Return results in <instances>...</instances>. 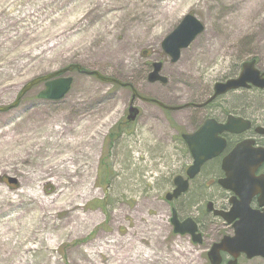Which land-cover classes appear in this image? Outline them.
Returning <instances> with one entry per match:
<instances>
[{"label": "rangeland", "instance_id": "rangeland-1", "mask_svg": "<svg viewBox=\"0 0 264 264\" xmlns=\"http://www.w3.org/2000/svg\"><path fill=\"white\" fill-rule=\"evenodd\" d=\"M186 14L204 30L171 64L161 41ZM249 59L264 69V0H0V107L30 79L75 64L174 105ZM155 60L164 64L165 85L147 80ZM65 75L73 82L62 99L39 98L42 82L0 111V230L19 229L12 242L0 236V264H111L98 242L116 238L118 255L145 249L140 263L121 264H209L213 238L193 244L169 222L166 176L178 167L164 166V135L174 133L164 111L137 102L141 113L126 127L127 89L77 69ZM69 156L83 169L55 185L47 170ZM85 186L90 193L70 208L67 199ZM24 190L34 199L18 198ZM38 197L57 201L43 207ZM32 214L35 222L21 229Z\"/></svg>", "mask_w": 264, "mask_h": 264}, {"label": "flooded vegetation", "instance_id": "flooded-vegetation-1", "mask_svg": "<svg viewBox=\"0 0 264 264\" xmlns=\"http://www.w3.org/2000/svg\"><path fill=\"white\" fill-rule=\"evenodd\" d=\"M164 57L171 62L166 53ZM155 61L162 64V72L163 62ZM153 63L150 64V71L153 70ZM255 68L264 74L257 60ZM240 70L241 67L235 73L209 83L203 93L189 96L188 100L174 105L143 95L129 83L117 85L112 82L130 92L128 115L123 121L126 127L133 126L141 113L137 102L157 105L164 111L162 121L174 132L169 137H166L167 133L164 135V166L168 170L178 167V171L166 176L168 190L164 200L171 212L169 222L174 212L180 223L186 219L194 221L200 242L194 243L191 234L186 233L193 244H203L205 238H213L206 251L209 264L211 260L208 252L225 238L238 239L243 235H249L250 239L264 238V85L246 82L245 86L223 93L215 94L214 90L216 83L238 77ZM153 100L160 101L163 106ZM131 106L137 111L134 120L129 119ZM186 137L191 138L188 141ZM195 155L204 160L199 170L189 176L188 171L196 160ZM178 185L186 189L173 196ZM217 211L229 212V222L221 214H216ZM171 225L173 231L174 224L171 222ZM219 254V264H240L242 260H256L264 264L261 255L249 258L241 251L236 253L238 255L235 258L227 249H220Z\"/></svg>", "mask_w": 264, "mask_h": 264}, {"label": "water", "instance_id": "water-1", "mask_svg": "<svg viewBox=\"0 0 264 264\" xmlns=\"http://www.w3.org/2000/svg\"><path fill=\"white\" fill-rule=\"evenodd\" d=\"M203 24L198 20V18H195L192 14H186L184 16V19L173 29L172 32H170L168 35L164 37L162 40L161 48L164 53H166L170 58L171 62L175 63L179 56H180V50L187 48L194 39L203 31ZM153 70L148 73V81L150 83H155L156 81H159L163 84L166 83L167 77L162 76L160 74L162 64L160 62H154L153 64ZM82 70L80 68L79 64L70 65L65 67L64 69L52 72L51 74L41 75V77H35L33 79H30L28 83H26L20 90L19 95L16 98V100L10 104L7 107H0V111H7L10 108L18 106L21 97L26 94L27 91L31 89L34 85H37L39 83H42V81H45V88L42 90V92L39 94V98H44L46 100L54 101L62 99L65 94L70 89V86L73 82L72 78L70 76H64L61 77L60 75L64 74L65 72L72 71L74 69ZM89 75L95 76L97 79H100L104 82H113L116 84L121 85V82L115 78L104 76L99 71H87L86 72ZM264 74H260V71L255 68V60H249L245 61L242 64L240 74L238 77L229 79L222 83H216L215 84V94L223 93L224 91L238 88L241 86H245L246 82L254 83L256 85L259 84L260 86H263V77ZM134 94H136V91H134ZM144 99V98H142ZM145 100H151L145 98ZM159 103L161 106L163 104L158 100H153ZM169 109H173L172 107H166ZM130 116L129 119L134 120L135 116L137 115V111L135 107H130ZM191 137H186V139L189 141ZM195 162L193 166L189 169L188 173L189 176H193L194 173H196L204 158L198 157L195 155ZM16 179L14 178H8V183H15ZM223 186H225L223 184ZM185 186L177 187L175 192L173 193V196H176L180 194L183 190H185ZM168 198V196H166ZM221 214L222 217L229 222L230 220V213H224L221 211H217L216 214ZM171 222L174 224V232L177 234L184 235L186 233L191 234L192 241L194 243L200 242V235L196 233V223L190 219H186L183 221V223H180L177 219L176 212L173 213ZM184 226H191L192 228L182 229L180 227ZM249 235L242 237L240 236L238 239L229 237L225 238L218 244H215L211 250L208 252L209 258L211 260V264H219L220 260V249H227L229 252L233 254V256L236 258L238 252L243 251L247 254V257L251 258L254 255H261L264 257V238L263 239H250L248 238ZM226 246H229L227 248ZM237 246V248H236Z\"/></svg>", "mask_w": 264, "mask_h": 264}, {"label": "bare ground", "instance_id": "bare-ground-1", "mask_svg": "<svg viewBox=\"0 0 264 264\" xmlns=\"http://www.w3.org/2000/svg\"><path fill=\"white\" fill-rule=\"evenodd\" d=\"M68 144V143H67ZM77 143H73V147H71L72 149L74 148V146H76ZM77 164V161L72 157V156H69L67 158H58L56 159L55 163L52 165V166H49V169L47 170V174L46 175H54L55 177L57 176V179L54 181L55 182V185H59L61 182L60 180L68 177L69 175H76L78 172H79V168L81 169L82 167H79L76 165ZM83 169V168H82ZM50 171V173H49ZM74 183H76L77 181H73ZM85 185V184H84ZM90 188L88 186H85L84 188L80 189L78 191V194H75L72 195V197H70V194H66V196L63 198V199H66V198H69L67 199L69 201V205H71L70 208H72L74 201L77 199V196H79V198H85L90 192H89ZM34 194L33 191L29 190L28 192L27 191H21L19 194H18V198L19 197H26V198H30V199H34V196L30 195V194ZM35 195V194H34ZM15 199L13 202H15L16 200ZM37 200H40L41 204L43 207H45L47 204H50V203H53L55 201H57L56 198H53V199H47V201L45 200H42L41 198H35ZM67 200L65 202H67ZM45 205V206H44ZM62 210L63 211H66V208H64V205H62ZM28 218L20 225L23 227L21 229H28L30 228V226L35 222V215L32 214V215H29L27 216ZM74 219H77V217H75ZM12 219H8L7 220V223H9ZM19 226V227H20ZM5 230V228L3 229ZM7 232L5 231H2L0 230V236H4L5 238L2 240V241H6V242H12V240L14 239V234L17 233L19 234V229H18V224H16L14 227L12 226H8L7 227ZM33 230V228H32ZM119 242V239H112L111 241H100L98 242V250L97 252L100 251V253H109L110 254V259H113L115 258V261L116 262H112L111 264H121V262L126 259V258H131L133 261L137 262V263H140V261H142L144 259V257H141V254H143L145 252V249H143L142 246H139L138 248L135 249V251L133 252L132 251V255L131 254H127V252L132 248H128V249H125L122 254L118 255V252H115V249L117 248V244ZM100 249V250H99ZM149 256H151V253L149 254ZM119 259V260H118ZM119 261V262H118Z\"/></svg>", "mask_w": 264, "mask_h": 264}]
</instances>
